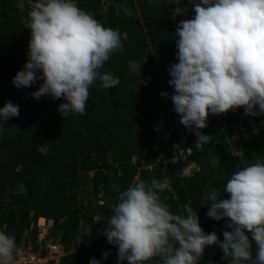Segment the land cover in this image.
I'll return each instance as SVG.
<instances>
[{"label":"clouds","instance_id":"clouds-1","mask_svg":"<svg viewBox=\"0 0 264 264\" xmlns=\"http://www.w3.org/2000/svg\"><path fill=\"white\" fill-rule=\"evenodd\" d=\"M172 2L177 5L173 17L188 11L180 6L181 0ZM27 3L28 59L16 72L13 85L27 88L42 80L32 93L34 98H63L58 111L64 119L73 113L87 114L90 86L97 80L105 89L121 84L101 69L114 52L123 51L127 34L102 26L93 14L78 7L77 0ZM189 3L194 15L180 21L175 33L178 63L168 70L170 99L179 122L204 143L210 136L200 130L207 127L210 115L239 108L249 116L264 115V0ZM120 7L131 15L130 9ZM131 68L138 71L141 65L133 62ZM18 116L19 105L9 101L0 107L3 123ZM170 188L166 178H153L150 183L134 182L122 192L104 231L107 241L118 248L117 264H149L153 258H158L156 264H200L205 249L212 245L222 249L228 264H264V161L232 173L223 190L229 198L219 199L217 190L208 193L207 216L227 219L226 227L231 229L223 232L222 241L216 232L205 233L190 204L184 206V214L170 211L161 199ZM15 246L14 238L0 231V264H9Z\"/></svg>","mask_w":264,"mask_h":264},{"label":"rangeland","instance_id":"rangeland-1","mask_svg":"<svg viewBox=\"0 0 264 264\" xmlns=\"http://www.w3.org/2000/svg\"><path fill=\"white\" fill-rule=\"evenodd\" d=\"M122 1L123 4L127 0ZM109 4L105 0H77L79 8L93 13L106 11ZM29 11L27 0H0V88L6 94L5 102L10 101L19 105V116L12 117L4 123L0 121V129L2 127L5 129L7 125L21 127L24 135L27 134V141H22V144L31 148L39 143L38 154L28 153L25 156L31 163V167L26 172L22 171L23 179L27 184L17 179L21 165H17L10 174L3 171L0 175V194L3 195L0 200V230L12 236L20 244H37V241L44 236L62 242L73 252L64 258L63 264H73L78 255L88 250L94 241L105 238L106 218L112 214L113 206L119 202L123 191L134 182L150 183L153 178L165 179L163 177L166 176L171 188L161 194V199L169 206L170 211L174 214H184V206L190 204L193 211L198 212L200 226L205 223L209 233L216 232L222 241L223 232L231 230L226 227L227 219L216 221L207 216L211 207L207 195L211 190H216L210 182L217 181L219 187H222V180L226 179L220 165L217 145H223L232 155L239 157L238 166L232 173L250 164L264 161V115L254 116L245 123L239 122L238 109L229 110L225 115H210L207 129L200 130L202 134L210 137L207 142L200 143L197 142L198 138L191 129L186 128L185 134L182 130V135L177 133L175 120L180 119V116L174 111L172 103L166 108L157 110L159 123L152 132L149 126L130 127L122 131L121 137H130L128 138L130 145L136 148L138 155L119 164V169L125 168L124 172L118 173L119 182H113V168L101 171L81 161L79 170L69 171L66 177L62 178L63 182L60 178L44 175L43 173L48 170L46 166L48 157L53 161L52 148L47 144H41L40 135L44 136V133L35 128L34 119L37 118L33 111L23 106L22 101L26 97L24 88H16L12 83L16 72L23 68L28 59L26 53L31 38V33L27 29ZM123 12L119 8L117 14ZM124 16L127 15L124 13ZM16 28L21 31L14 34ZM15 96L17 98L14 99ZM19 97L23 100L20 101ZM53 102L65 101L60 98V100L53 99ZM42 103L43 106L37 107V111L50 113L53 109L52 104ZM75 123L74 133L76 138L80 139L79 136L82 135L80 119ZM237 126L247 145L253 148L252 152H244L239 134L230 135V131L235 130ZM222 133L224 140L220 136ZM184 135H188L189 140L185 139ZM255 146L261 148L260 155L256 154ZM116 149L120 150L118 147ZM39 153L44 159H40ZM99 153L104 155L102 152ZM105 156L107 163H116L117 159L112 152ZM152 158L155 159L151 163ZM0 159L5 158L0 156ZM202 169L205 173L198 175ZM36 176L43 178L42 186L39 182L40 184L37 183L33 188H27ZM170 176L172 177L168 178ZM30 188L33 195L29 199L25 197L23 200L18 197V194H27ZM220 194L221 200L229 198L227 193ZM216 250L222 249L212 245L211 249L205 251L204 256L209 255V258L205 259L206 262L213 257ZM117 252L118 248L111 244L102 250L98 260L101 264H117ZM105 254H107L106 260ZM157 259L153 258L149 264H156ZM123 264L128 262L124 261Z\"/></svg>","mask_w":264,"mask_h":264},{"label":"trees","instance_id":"trees-1","mask_svg":"<svg viewBox=\"0 0 264 264\" xmlns=\"http://www.w3.org/2000/svg\"><path fill=\"white\" fill-rule=\"evenodd\" d=\"M105 2L110 3L106 11L99 13H93L87 9L85 11L93 14L102 26L118 29L122 34H127V39H122L123 51L114 52L101 69V72H110L121 81V84L116 88L105 89L97 80L89 88V99L86 101L85 107L87 114L73 113L66 119L58 111L61 102L54 103L51 96H41L39 99L32 96V93L37 91L42 84V80H37L32 86L24 88L25 100L22 97L18 98L20 101L23 100V106L33 111L37 118L34 119L35 128L44 133V136L40 135L41 144H47L52 148L51 158L53 161H50L48 157V164L46 165L48 170L43 174L53 178L62 179L66 177L69 171L77 172L81 161L91 164L101 171L113 168V182H119L118 173L125 170L124 167H121L120 170L119 164L134 155H138L136 148L130 145L128 139L130 137H121L122 131L130 129V127L145 128L149 126V130L152 132L159 123L157 110L172 104L170 97L173 94V89L169 85L171 77L168 70L170 65L178 63L175 33L180 21L190 19L194 15L192 4L189 3V0H181L180 6L186 7L188 11L184 15L173 17L172 11L177 5L172 0H127L123 4L122 0H113V2L105 0ZM121 5L127 6L131 10V15L124 16V12L117 14ZM18 31L21 30L16 28L14 34ZM133 62H138L141 69L133 71L131 68ZM141 80L143 83L140 84ZM161 93H168V95L162 96ZM17 96L13 98L15 99ZM5 100H7L6 94L0 88V107L4 106ZM42 102H45L46 105L52 104L53 109L50 113L37 111V107L43 106L44 103ZM238 110L240 112L239 122L241 123H245L254 117L246 115L243 108ZM78 119L82 124L80 139H77L74 133L75 122ZM3 128L0 129V156L5 159H0V175L3 171L10 174L17 165H21V170L17 172V179L27 184L23 179L22 171L26 172L31 167V163L26 160L25 156L28 153L31 155L38 154L39 143L30 148L26 144H22V141H27V134L24 135L21 127L17 128L15 125L8 127L7 125L5 129ZM233 134L240 135L245 153L253 151V148L247 145L241 135L239 126L230 131V135ZM220 136L224 140L223 133ZM117 147L120 150L116 149ZM254 148L257 155L262 153L260 147L255 146ZM217 149L220 155V165L226 179L222 180V187H219L217 181L209 182L214 189L222 193L229 176L238 166L239 157L232 155L221 144L217 145ZM109 152L115 155L117 159L115 164L107 163L105 154L108 155ZM39 157L44 159L40 153ZM154 159H151V163ZM202 173H205L203 169L198 175ZM40 178L41 176L33 178L27 188H33L37 183L40 184L39 182L42 186L43 178ZM163 178L167 179L166 176ZM155 179L162 180L161 177ZM63 181L64 179H62ZM27 194H18V197L23 200L25 197L29 199L33 195L31 188L28 189ZM2 196L0 194V200ZM176 214L181 215L180 213ZM201 227L205 233H209L205 223L201 224ZM246 234L251 240V234ZM252 245L253 257H255L256 245L254 241H252ZM108 246L111 244L107 241L106 236L102 240L94 241L88 250L82 251L78 255L73 264H90L98 260L102 250ZM211 247H207L205 251ZM206 258L208 259L209 255L208 257L204 256L202 264L206 262ZM205 264H228V260L224 258L222 250H216L213 257Z\"/></svg>","mask_w":264,"mask_h":264},{"label":"built area","instance_id":"built-area-1","mask_svg":"<svg viewBox=\"0 0 264 264\" xmlns=\"http://www.w3.org/2000/svg\"><path fill=\"white\" fill-rule=\"evenodd\" d=\"M179 121L180 119L177 118L175 120V125L177 133L179 132L180 135H182L183 131L185 134L186 127ZM205 129L207 128H204V130ZM184 138L189 140L188 135ZM15 245L12 259L9 261V264H62L64 258L73 253L72 250L69 249L70 247H65L62 242H58L51 238L47 239L45 236L41 237V239L37 241V244H20L15 241Z\"/></svg>","mask_w":264,"mask_h":264}]
</instances>
